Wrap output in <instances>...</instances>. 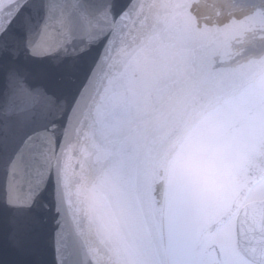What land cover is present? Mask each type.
Masks as SVG:
<instances>
[{"label": "snow or ice", "instance_id": "1", "mask_svg": "<svg viewBox=\"0 0 264 264\" xmlns=\"http://www.w3.org/2000/svg\"><path fill=\"white\" fill-rule=\"evenodd\" d=\"M0 216L30 264H264V0H0Z\"/></svg>", "mask_w": 264, "mask_h": 264}, {"label": "water", "instance_id": "2", "mask_svg": "<svg viewBox=\"0 0 264 264\" xmlns=\"http://www.w3.org/2000/svg\"><path fill=\"white\" fill-rule=\"evenodd\" d=\"M58 70H54L56 72ZM65 87H71L66 83ZM11 226L5 228L4 218L0 216V264H30L39 257L33 254L22 252L11 239ZM46 260L52 259V253L49 251L44 257Z\"/></svg>", "mask_w": 264, "mask_h": 264}]
</instances>
